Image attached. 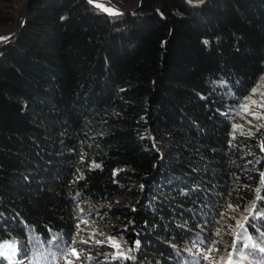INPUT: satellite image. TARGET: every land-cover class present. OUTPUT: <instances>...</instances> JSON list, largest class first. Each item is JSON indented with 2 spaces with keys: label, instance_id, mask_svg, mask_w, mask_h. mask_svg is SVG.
Instances as JSON below:
<instances>
[{
  "label": "trees",
  "instance_id": "16d2710c",
  "mask_svg": "<svg viewBox=\"0 0 264 264\" xmlns=\"http://www.w3.org/2000/svg\"><path fill=\"white\" fill-rule=\"evenodd\" d=\"M111 1L127 13L0 0V36L26 12L0 45V245L62 264L45 241H74L79 207L95 205L134 259L108 241L79 264H196L205 238L227 264L247 208L264 205V126L234 130L264 76V0ZM249 262L264 264L232 255Z\"/></svg>",
  "mask_w": 264,
  "mask_h": 264
},
{
  "label": "snow or ice",
  "instance_id": "6c2138e0",
  "mask_svg": "<svg viewBox=\"0 0 264 264\" xmlns=\"http://www.w3.org/2000/svg\"><path fill=\"white\" fill-rule=\"evenodd\" d=\"M91 3L92 0H89ZM99 6V5H98ZM105 11H109L111 14H119L117 11H114L112 9H104ZM10 37H0V40H8ZM207 43V41H205ZM252 104H257L256 101H251ZM259 107H264V103H261L257 105ZM246 113L249 111V108L247 105L244 106L243 109ZM253 115H256L257 119H261L260 115L258 113H253ZM243 134V133H242ZM251 134V133H249ZM261 148L264 149V144L261 145ZM94 167H99V165H93ZM261 187H264V173H261V179L259 181ZM257 195L255 196V201L259 202L261 200V196L259 195L260 188H257L256 190ZM231 207V206H229ZM248 215L244 216L243 219L245 223L240 225L241 232L236 234V241L231 243V247L233 249V253L237 254V259H246L247 257H255L259 261H264V257H261L259 254L264 253V247L260 246V244H264V232H258L257 235L259 237V240L256 242L252 241L251 236L248 234V228H252L253 232H256L257 224L261 228H264V205H262L260 208L256 207V203H253L250 207L247 208ZM216 236H220V232L217 231ZM206 243L204 241H201L202 244H204V252L200 253V259L196 261V264H201V260L206 262V264H216V262L211 259V253L213 250H219L217 242L210 239L205 238ZM55 241V249L61 253V261L62 264H74L72 257H75L76 260L80 259V253L77 252L75 247H70V245L74 244L75 242L72 240H64L59 235H53L50 237L45 243H52ZM110 245L118 251L113 255V259H116L117 257L121 258V260H133L134 257L129 255L128 253H131L133 251L132 248H129L127 252L119 251L120 245L113 240L112 238H109ZM81 244H86L88 241H80ZM97 244L102 243L101 241H96ZM238 245V247H237ZM139 241L135 242V247L139 248ZM227 251V249H225ZM243 251V255H240V252ZM17 252V245L15 243H5L3 245H0V264H16L14 262V256ZM233 253H229L227 264H232V255ZM39 258V257H37ZM85 259H91V257H85ZM221 264H224L223 258L221 260ZM251 264V262H249Z\"/></svg>",
  "mask_w": 264,
  "mask_h": 264
},
{
  "label": "rangeland",
  "instance_id": "374dc122",
  "mask_svg": "<svg viewBox=\"0 0 264 264\" xmlns=\"http://www.w3.org/2000/svg\"><path fill=\"white\" fill-rule=\"evenodd\" d=\"M251 101H256L257 104H252ZM261 103H264V76L251 95L241 102L238 113L234 117V130L252 126H264V107L257 106ZM245 105L249 108L247 113L243 110ZM253 113H258L262 118L257 119L256 115H253ZM166 145L167 144H163L162 147L164 148ZM94 207L95 205L80 206L78 209L79 214H84V216L88 217H81V221L78 224V232L74 237L75 243L72 247H75L77 252L80 253L79 260L72 257L74 264H79L86 256L92 254L91 249L88 247L107 245L109 238H111V233L115 232L113 226L116 224V221L114 219L104 216V214H93V216H91L92 213L89 210L94 209ZM80 241H88V243L81 244ZM96 241H101L102 243L97 244ZM16 245L17 252L14 256V262L25 264L22 259L18 258V244ZM219 258L220 256H218V252L212 251L211 259H213L216 264L219 263Z\"/></svg>",
  "mask_w": 264,
  "mask_h": 264
},
{
  "label": "water",
  "instance_id": "95a60500",
  "mask_svg": "<svg viewBox=\"0 0 264 264\" xmlns=\"http://www.w3.org/2000/svg\"><path fill=\"white\" fill-rule=\"evenodd\" d=\"M87 1L89 2V0H87ZM192 1H200V0H192ZM90 4L92 6H94L96 9H98V10H100V11H102L108 15H120V14L127 13L126 11H123L122 9L117 7L111 0H92V2ZM98 5H100V6H98ZM141 5H142V1H140L139 4L137 5V7L135 9L131 10L130 12L133 14H137L141 8ZM104 9H112L114 11H117L119 14H111L109 11H105ZM25 23H26V12L22 16V23H21V26L19 28L15 29L10 34L0 36V37H10V39H8V40H0V45H6V44L10 43L13 40V38H15L21 32V30L25 26Z\"/></svg>",
  "mask_w": 264,
  "mask_h": 264
},
{
  "label": "bare ground",
  "instance_id": "6f19581e",
  "mask_svg": "<svg viewBox=\"0 0 264 264\" xmlns=\"http://www.w3.org/2000/svg\"><path fill=\"white\" fill-rule=\"evenodd\" d=\"M100 6V5H99Z\"/></svg>",
  "mask_w": 264,
  "mask_h": 264
}]
</instances>
